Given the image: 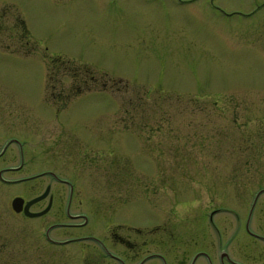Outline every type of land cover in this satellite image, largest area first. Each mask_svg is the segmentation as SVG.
Returning <instances> with one entry per match:
<instances>
[{
	"label": "rangeland",
	"instance_id": "rangeland-1",
	"mask_svg": "<svg viewBox=\"0 0 264 264\" xmlns=\"http://www.w3.org/2000/svg\"><path fill=\"white\" fill-rule=\"evenodd\" d=\"M0 150V264H115L45 238L64 185L45 215L11 211L46 182L11 180L44 169L73 181L87 218L53 239L93 234L123 255L122 232L125 264H189L197 249L218 264L220 248L253 264L260 241L230 213L214 233L201 207L264 185V0H0Z\"/></svg>",
	"mask_w": 264,
	"mask_h": 264
},
{
	"label": "flooded vegetation",
	"instance_id": "flooded-vegetation-1",
	"mask_svg": "<svg viewBox=\"0 0 264 264\" xmlns=\"http://www.w3.org/2000/svg\"><path fill=\"white\" fill-rule=\"evenodd\" d=\"M11 139V138H9ZM8 139V140H9ZM9 142V141H8ZM1 152V150H0ZM4 168V167H3ZM10 168V167H7ZM42 176L43 179H45L46 182H44L43 184V188L42 191L46 189V193L43 197H41L40 199L30 203L28 205V210L29 211H38L41 210L42 208H44L45 206L47 207L46 211L43 212L42 214H39L37 216H27L23 213L22 208L18 211H15L11 208L10 206V200L13 196H20L22 197V202L24 203L26 200L30 199L31 197L41 193L42 191L33 194L29 197H23L19 194H15L12 195L10 200H9V206L12 212H14L15 214L18 215H22L24 217H40L42 215H45L46 213H48V211H50L52 209V207L55 206V200L57 199L58 195L55 192L52 191L51 189V185L52 182H58L61 185H64L66 187V195H65V199L63 202V207L61 208V204H62V199H61V203L58 204L55 208H60L59 211L61 212L62 210V215L65 217V220L63 221H56L53 223H49L46 225V227L44 228V236L45 238L49 241L50 244L53 245H64V244H68V243H73V242H92L94 243L95 247L98 250V258L100 259V261L104 262V259L106 260H110L111 262H114L115 264H125L127 261H129L130 257H131V249H130V239H129V235L124 234V233H120V232H111V237L113 238L114 243H118L119 245H121L124 249V254H120L118 252H116V250L114 248L111 247V245H109L108 243V247L106 245L105 242H103L104 240L97 236V235H93V234H77V235H71V236H67L64 237L62 239H53L51 237L48 236V232L53 229V228H63V229H67V228H71V227H82L85 225L86 223V216L82 213V211H73L71 210V202L73 200L74 195H76V199L77 201H80V199L78 198V193L75 194V187L73 184V181L71 179H67V178H62L57 176L52 170L50 169H44V170H40L37 173H32L30 175H26V176H21L18 177L14 180H11L12 183L15 182H23V181H27V180H32L36 177H40ZM0 179L3 181V176L1 175V168H0ZM10 182V181H9ZM223 194V192H222ZM234 199L237 205V208L239 205H241V211L244 212L243 217H239L237 216V214H235V211H233L232 208H229L226 206V203L229 202L230 200ZM206 201V200H205ZM204 201L203 206L201 207V209L203 210H207L206 215L208 217V220L211 221L210 224V228L214 231V233H218L219 232V223H215V221H212V217L215 214H220V213H230V215H232L233 219L236 221L235 222V226L236 228L241 226V229L243 230V232L248 235L249 237H251L254 240H258L260 241V243L262 244V246L264 247V232L261 231V229L264 228V217H260L259 216V212L264 211V185H260L256 188V190H254V192L252 193V196L250 197L249 201H243V199L238 195H232L231 198L227 199L225 197H221V202L224 201L223 205L220 206H215L216 204L213 202V200H210L208 203H206ZM40 203V205L34 209H31V206H34L35 204ZM209 204V205H207ZM206 208V209H204ZM235 208V207H233ZM200 209V210H201ZM57 211V212H59ZM254 212H257L255 215V220L256 223L253 224V215ZM223 220V218H222ZM119 226L122 227V224L117 223ZM219 225V226H218ZM229 242V238L227 240ZM264 249V248H263ZM155 253L149 254L148 256L144 257V258H148L151 256H155ZM157 257V256H156ZM196 257H203L204 258V262L205 264H213L212 263V258L211 255L208 254L205 250H201V249H197L193 252L191 258H190V263L189 264H193L194 260L196 259ZM216 262H218V264H223V262L226 260L229 264H244L243 262H239L233 258H230L227 256L226 252L223 249H219L217 251V255L215 257ZM140 262H138L137 264H139ZM250 263L253 264H264V254L260 251L258 252V256L256 258L255 261H252ZM248 264V263H246Z\"/></svg>",
	"mask_w": 264,
	"mask_h": 264
},
{
	"label": "water",
	"instance_id": "water-1",
	"mask_svg": "<svg viewBox=\"0 0 264 264\" xmlns=\"http://www.w3.org/2000/svg\"><path fill=\"white\" fill-rule=\"evenodd\" d=\"M45 193H46V189L41 194L26 200L24 203L22 202V198L20 196H13L10 200V206L15 211H18L22 208L23 213L26 214L27 216L39 215L47 209L46 206L39 211H29L28 205L36 201L37 199L41 198L42 196H44Z\"/></svg>",
	"mask_w": 264,
	"mask_h": 264
}]
</instances>
